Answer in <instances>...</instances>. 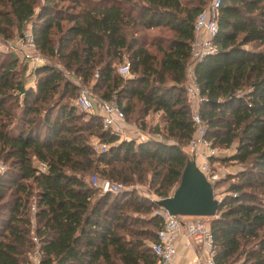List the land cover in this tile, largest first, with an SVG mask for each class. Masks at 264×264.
Here are the masks:
<instances>
[{
    "label": "trees",
    "instance_id": "16d2710c",
    "mask_svg": "<svg viewBox=\"0 0 264 264\" xmlns=\"http://www.w3.org/2000/svg\"><path fill=\"white\" fill-rule=\"evenodd\" d=\"M208 2L0 0L2 42L29 31L36 52L63 70L44 62L25 77L20 52L0 53V264H155L156 203L134 190L101 194L88 178L129 185L148 176L156 198L176 189L193 134L189 67L206 140L233 148L211 162L242 165L207 222L213 262L264 264V0H220L215 51L194 62L192 25ZM155 30L168 36L148 40ZM123 63L126 77L117 73ZM73 79L98 98L114 96L124 122L137 108L136 128L158 117L164 141L104 130L70 103Z\"/></svg>",
    "mask_w": 264,
    "mask_h": 264
},
{
    "label": "built area",
    "instance_id": "2783aa9c",
    "mask_svg": "<svg viewBox=\"0 0 264 264\" xmlns=\"http://www.w3.org/2000/svg\"><path fill=\"white\" fill-rule=\"evenodd\" d=\"M220 6V0H210L208 6L194 20L192 25V40L189 45V57L191 61H198L206 55L215 51L213 45V37L216 33V17ZM11 51L20 52V55L32 69L36 65L44 63L43 58L36 52L32 35L29 31H25L14 44L8 43ZM117 73L121 77L128 75V65L123 63L117 68ZM69 76L68 73L65 74ZM97 76L94 75V79ZM187 78L189 80L187 87V98L190 105V120L193 125V134L187 143V160L192 161L196 169L203 176L204 180L212 187L214 192L215 184L220 179L213 170L214 162L210 159L217 157L216 150L206 140L205 128L197 115V107L200 99L197 95L194 78L191 67L188 68ZM77 84L78 91L74 101V106L81 112L93 114L100 118L101 126L104 130H109L116 134L120 140L136 143L147 140L136 129L134 136H128L122 129L125 124L122 111L115 104L114 96L109 100L98 98L90 92V89L80 85L77 80L73 79ZM91 146L96 152H104L108 146L92 142ZM92 188L101 194H118L124 190L119 183H112L106 180H99L92 176L89 180ZM166 197L152 199L158 201L169 198ZM33 211V208L31 209ZM160 221V228L155 234V241L150 245L151 253L155 259V264H173L175 256V242L180 235L183 227V236L186 240L185 246L192 243L194 246V259L192 264H214V246L213 236L206 222L202 218L172 216L165 210L158 207L152 214ZM33 242L35 240L33 239ZM237 264V263H236Z\"/></svg>",
    "mask_w": 264,
    "mask_h": 264
},
{
    "label": "rangeland",
    "instance_id": "374dc122",
    "mask_svg": "<svg viewBox=\"0 0 264 264\" xmlns=\"http://www.w3.org/2000/svg\"><path fill=\"white\" fill-rule=\"evenodd\" d=\"M131 2H138V0H130ZM209 3V2H208ZM66 4H63L62 7H65ZM144 33V32H143ZM145 36H147V39L149 40L151 37H155V36H168L166 34V32L164 31H150V32H147V34H144ZM12 41V40H11ZM15 41L13 40L11 42V44H14ZM8 44L5 43V42H2V40L0 39V53H8V52H11V49L9 48V46H7ZM17 53V52H16ZM44 60V59H43ZM125 60V59H124ZM123 60V62H125ZM44 62L46 63H49L51 65H54V66H57L58 69L62 70V68L60 66H58V64L54 61H48V60H44ZM122 65V64H121ZM63 71V70H62ZM31 72V68L30 66L27 64V67H26V72H25V77L27 75H29V73ZM187 73H188V70L186 71V83L189 82L188 78H187ZM31 84V81L28 80ZM74 100H71V104H73ZM131 118L133 117H137V108L134 109L133 111V114L130 116ZM129 118L127 120H125V125L128 127H132V129H136L139 133L142 134V136L146 139H152V140H157V141H164L163 138H161V136L154 130L155 129V125H161L159 122H158V117L156 116H151L147 119V122L145 125V127H142V128H136L133 126L132 124V119ZM127 129V128H126ZM126 134L128 136H134V131L131 130L130 132H126ZM92 142H97L95 141L94 139H89V144L91 145ZM233 153V148L231 147L230 149H227V150H216V155L218 157V159H222V158H227L228 156H230L231 154ZM213 170L215 171V173L217 174V176L220 178L218 180V182L216 183L215 187H214V192H213V196L214 198L219 201L223 198V196L229 194L227 192V187L228 185H230L231 183H235L237 181L236 179V175L242 170V165L240 164H236V163H233V162H230V161H224V162H220L218 160V162H216L213 166ZM3 168L2 166L0 165V172H2ZM92 176H90L88 178V180L91 179ZM100 180V179H99ZM149 180V177H144V182H141V183H133V184H129V185H122L124 187V190L123 191H130V190H134L135 193L140 196V197H147L149 200H152V199H156V197H154L147 189V181ZM120 184V183H119ZM173 193V191H172ZM172 193L170 195H172ZM8 194V193H7ZM7 197V196H6ZM33 213L32 210H30V213ZM153 214V213H152ZM151 214V215H152ZM153 216V215H152ZM139 217H147L144 216V215H141ZM181 218H185V217H181ZM204 219L203 221L204 222H208L209 221V218L206 219V218H202ZM35 256L34 254L32 253V255L29 256V259L30 261L33 263L34 262V259ZM236 264V263H235ZM237 264H241V261H238Z\"/></svg>",
    "mask_w": 264,
    "mask_h": 264
},
{
    "label": "water",
    "instance_id": "95a60500",
    "mask_svg": "<svg viewBox=\"0 0 264 264\" xmlns=\"http://www.w3.org/2000/svg\"><path fill=\"white\" fill-rule=\"evenodd\" d=\"M220 202L193 162L186 160L176 189L156 205L172 216L208 219L216 215Z\"/></svg>",
    "mask_w": 264,
    "mask_h": 264
},
{
    "label": "crops",
    "instance_id": "0c3cea01",
    "mask_svg": "<svg viewBox=\"0 0 264 264\" xmlns=\"http://www.w3.org/2000/svg\"><path fill=\"white\" fill-rule=\"evenodd\" d=\"M127 128V129H126ZM123 131L126 133L130 132L132 127H127L125 124L122 126ZM184 229L181 228L180 235L178 236L175 242V256L173 259V264H192L194 259V246L192 243H189L188 246H185L186 240L183 236ZM203 264V263H202Z\"/></svg>",
    "mask_w": 264,
    "mask_h": 264
}]
</instances>
